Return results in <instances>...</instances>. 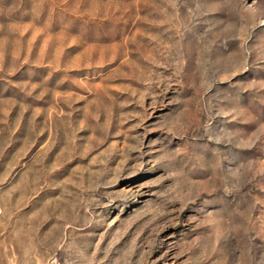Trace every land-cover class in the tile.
I'll return each mask as SVG.
<instances>
[{"label": "rangeland", "instance_id": "rangeland-1", "mask_svg": "<svg viewBox=\"0 0 264 264\" xmlns=\"http://www.w3.org/2000/svg\"><path fill=\"white\" fill-rule=\"evenodd\" d=\"M0 264H264V0H0Z\"/></svg>", "mask_w": 264, "mask_h": 264}]
</instances>
